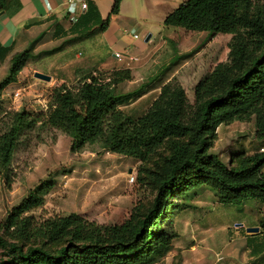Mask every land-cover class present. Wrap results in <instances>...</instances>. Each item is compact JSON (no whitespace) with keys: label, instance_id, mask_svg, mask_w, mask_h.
<instances>
[{"label":"trees","instance_id":"16d2710c","mask_svg":"<svg viewBox=\"0 0 264 264\" xmlns=\"http://www.w3.org/2000/svg\"><path fill=\"white\" fill-rule=\"evenodd\" d=\"M9 1L0 0V12ZM122 1H113L109 16L95 23L96 29L88 10L68 33L87 23L79 37L94 30L104 32ZM163 24L190 33L230 35L228 58L193 85V103L172 79L135 118L116 117L124 97L116 95L115 88L131 79L127 69L82 75L81 102L71 101V110L60 112L51 123L26 110L6 111L2 93L17 81L29 58L51 56L69 41L37 55L24 50L10 56L7 74L0 80V169L8 170L23 132L49 124L70 138L71 153L98 145L104 152L141 164L151 162L159 151L166 155L156 159L148 172L156 191L152 204L147 209L134 208L121 224L100 225L75 213L33 217L29 213L42 206L53 186L50 181L39 182L0 222V264H159L176 238L174 233L160 231L166 211L175 207L171 203L175 195L190 194L205 184L220 204L254 201L264 205V150L253 154L239 150L228 165L212 153L218 128L235 120L253 118L255 140L264 142V0H186ZM10 53L11 49L0 47V64ZM66 90L62 84L55 91L67 98L62 94ZM246 240L249 264H264V237Z\"/></svg>","mask_w":264,"mask_h":264},{"label":"rangeland","instance_id":"374dc122","mask_svg":"<svg viewBox=\"0 0 264 264\" xmlns=\"http://www.w3.org/2000/svg\"><path fill=\"white\" fill-rule=\"evenodd\" d=\"M193 33L179 36L181 53L176 54L178 48L173 47L170 56L164 58L166 62L157 69L139 68V64L134 67L140 59L126 61L124 67L130 72L131 79L115 88V94L124 97L116 117L141 116L166 78L179 83L193 103V84L217 64L227 61L231 41L228 34ZM89 43H96L98 53L105 55L101 43ZM70 47L72 52L80 53L81 59L86 58L90 50L86 43H72ZM39 61L29 58L17 81L3 91L2 102L6 111L26 110L33 115H42L51 123L58 119L60 112L71 110V101L81 102L83 83L79 78L82 75L65 84L70 90L69 94V90L62 92L67 96L65 98L55 91L62 84L55 86L54 81L44 82L33 77L38 70L52 73L53 61L47 64ZM167 66L162 75L163 71L159 69ZM7 69V62L0 64V80L7 74ZM16 92H20L18 98L13 96ZM144 92L151 93L137 102ZM254 132L253 118L222 125L217 130L212 153L228 165L231 155L239 150L248 154L264 150V142L256 141ZM70 145V138L51 124L23 132L8 170L0 169V222L44 180L52 182L53 186L42 206L29 213L37 219L75 213L100 225H116L128 219L134 208L147 209L152 204L156 191L147 176L153 162L166 155L163 150L151 162L141 164L104 152L98 145L85 146L71 153ZM171 203L175 207L166 211L160 231L174 233L176 238L159 264H249L252 261L246 239L249 236L264 237V205L254 201L243 205L220 204L205 184L190 190V194L175 195ZM248 228H259V232L247 234Z\"/></svg>","mask_w":264,"mask_h":264},{"label":"crops","instance_id":"0c3cea01","mask_svg":"<svg viewBox=\"0 0 264 264\" xmlns=\"http://www.w3.org/2000/svg\"><path fill=\"white\" fill-rule=\"evenodd\" d=\"M113 1L86 0L87 8L81 11L79 3L70 6L65 0H10L0 15V47L11 49V53L2 64L7 62L8 65L9 58L14 53L31 50L33 55H37L58 48L65 41H69L59 52L48 56L53 57L52 59L43 61L48 58L44 57L39 61L42 64L53 61L51 66L53 74L48 70L37 72L50 76L55 86H59L72 83L79 75L89 71L95 74V71L125 69L126 61L133 58L140 59L139 63L133 64L134 67L139 64L137 66L139 68L157 69L166 62L164 58L170 56L173 47L178 48L176 54L181 53L180 42L177 40L179 36L194 34L184 32L180 28L165 27L163 24L165 17L186 0H123L119 13L111 16L104 32L94 30L88 36L79 37L78 35L89 27L87 23L84 26L79 24L74 34L68 33L73 23L88 10L91 11L89 16L93 17L91 22L96 29L95 23L109 16ZM134 36L137 38L134 39ZM91 41L101 43L100 45L105 47L104 56L96 50L98 47L96 43H89ZM72 43L89 45L87 57L81 59L79 52H72L70 47ZM115 54L121 55L122 59H116ZM161 68L159 70H162L164 75L168 66ZM168 80L166 78L161 82L150 104L159 94L160 88L169 82ZM144 93L137 102L147 98L151 92Z\"/></svg>","mask_w":264,"mask_h":264},{"label":"built area","instance_id":"2783aa9c","mask_svg":"<svg viewBox=\"0 0 264 264\" xmlns=\"http://www.w3.org/2000/svg\"><path fill=\"white\" fill-rule=\"evenodd\" d=\"M65 3L69 4L70 6H73L75 3H79V8L81 11H85L87 8V2L86 0H65ZM137 36H134V39H136ZM115 58L120 60L122 59V56L119 54H115ZM129 60H137V58L129 59ZM15 98H18L20 96V92H16L13 94ZM133 181V178L130 179Z\"/></svg>","mask_w":264,"mask_h":264},{"label":"water","instance_id":"95a60500","mask_svg":"<svg viewBox=\"0 0 264 264\" xmlns=\"http://www.w3.org/2000/svg\"><path fill=\"white\" fill-rule=\"evenodd\" d=\"M3 12L0 13V15L2 14ZM33 77L35 79H38V80H41V81H44V82H49L51 80L50 76L48 75H44V74H41V73H34ZM259 232V228H248L246 229V233L247 234H256Z\"/></svg>","mask_w":264,"mask_h":264}]
</instances>
